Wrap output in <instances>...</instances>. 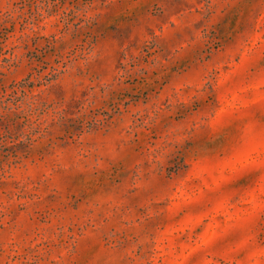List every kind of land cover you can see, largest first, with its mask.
I'll return each instance as SVG.
<instances>
[{
	"label": "rangeland",
	"instance_id": "1",
	"mask_svg": "<svg viewBox=\"0 0 264 264\" xmlns=\"http://www.w3.org/2000/svg\"><path fill=\"white\" fill-rule=\"evenodd\" d=\"M0 264H264V0H0Z\"/></svg>",
	"mask_w": 264,
	"mask_h": 264
}]
</instances>
